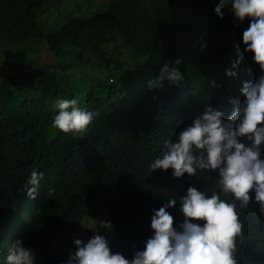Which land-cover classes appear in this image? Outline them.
Instances as JSON below:
<instances>
[{
  "label": "trees",
  "instance_id": "trees-1",
  "mask_svg": "<svg viewBox=\"0 0 264 264\" xmlns=\"http://www.w3.org/2000/svg\"><path fill=\"white\" fill-rule=\"evenodd\" d=\"M47 1L0 0V45L11 58L0 63V264L16 240L37 246L42 264H61L75 251L81 223L92 224L87 218L101 209L114 225L110 248L131 259L143 222L150 227L152 205L185 195L193 182L209 191L204 186L211 184L196 180L201 170L175 178L171 169L149 175L148 166L169 129L192 122L206 104L232 106L230 98L243 99L242 83L261 74L243 50L250 21L235 18L231 4L218 17L210 0H107L104 10L46 32L37 19ZM176 8L192 16L176 15ZM37 40L55 62L37 63L30 48ZM177 59L180 85L165 79L163 88H150L163 65ZM73 98L94 113L86 132L53 126L58 102ZM33 171L43 173L35 199L22 188ZM179 207L177 200L168 209L177 226L184 219ZM240 220L237 264H264V214L249 206Z\"/></svg>",
  "mask_w": 264,
  "mask_h": 264
},
{
  "label": "clouds",
  "instance_id": "clouds-1",
  "mask_svg": "<svg viewBox=\"0 0 264 264\" xmlns=\"http://www.w3.org/2000/svg\"><path fill=\"white\" fill-rule=\"evenodd\" d=\"M229 4L235 18L250 21L242 33L243 50L253 54L261 74L242 83L243 99L230 98L232 106L206 104L192 122L169 129L158 141L157 155L147 172L150 175L157 169H171L175 178H183L196 176L201 170L204 174L196 180L211 184L212 188L204 186L211 194L193 182L185 195L168 199L159 209L152 205L150 227L145 229L147 223L143 222L144 232L136 240L137 250L131 259L110 248L114 225L101 209L96 221L81 224L80 237L73 240L75 251L61 264H237V239L243 233L241 209L250 206L264 214V0H218L215 14L223 18L222 9ZM242 58L240 55L233 62V69ZM180 63L177 59L171 67L164 64L157 82L154 85L150 81L149 87L163 88L165 79L170 86H179L185 78L175 66ZM226 75L235 77L237 73L227 70ZM78 103L75 98L61 99L53 126L64 133L86 132L94 113ZM88 170L93 171L94 166H88ZM42 177L43 173L33 171L23 185L30 198L35 199ZM177 200L184 217L178 226L168 211ZM6 264H37L35 251L16 240L9 247Z\"/></svg>",
  "mask_w": 264,
  "mask_h": 264
},
{
  "label": "rangeland",
  "instance_id": "rangeland-1",
  "mask_svg": "<svg viewBox=\"0 0 264 264\" xmlns=\"http://www.w3.org/2000/svg\"><path fill=\"white\" fill-rule=\"evenodd\" d=\"M210 1H212L216 5L218 3V0H210ZM106 4H107V0H89L88 2L86 0H48L46 3L43 4V9L37 20L40 26H42L46 32L51 31V30H56L61 24H63L69 18L73 16H77V15L89 16L95 12L104 10ZM228 6H226L225 8H227ZM175 14L189 16L188 11L186 12L183 8H176ZM191 16H189L188 19ZM193 19L195 20V22L202 24V21L198 17H195ZM30 45H31L30 48L33 51H37L35 55L37 56V60H38L37 63L39 65L41 64L46 65L49 62L50 64L55 62V61H52L54 55L48 50L45 42L37 40V41H32ZM1 49L2 48L0 45V63L9 64L11 61V58L7 56L8 51H4L5 48H3L2 50ZM107 49H108L109 54L112 53V50H115L114 48L113 49L107 48ZM13 51H14V48H13ZM92 60H94V58L91 59L88 66L90 68V65H91V68L94 69L95 64H94V61ZM88 66H84V65L78 66L77 65L76 71H78V69H80L81 67L88 68ZM97 215L98 213L95 215L89 216L87 219L91 221L92 220L96 221ZM83 240L87 242L88 237ZM29 247L34 249L35 251L37 264H42L41 251L39 250V248L35 245H29Z\"/></svg>",
  "mask_w": 264,
  "mask_h": 264
}]
</instances>
